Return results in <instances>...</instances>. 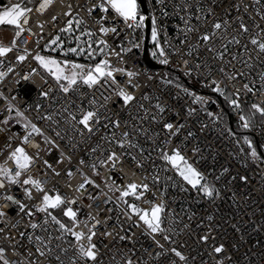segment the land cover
<instances>
[{
	"label": "snow or ice",
	"instance_id": "snow-or-ice-1",
	"mask_svg": "<svg viewBox=\"0 0 264 264\" xmlns=\"http://www.w3.org/2000/svg\"><path fill=\"white\" fill-rule=\"evenodd\" d=\"M156 2L159 3L160 0H156ZM54 3L55 0H39L38 5L35 6V11L43 14ZM31 4H33V0H9L8 4L0 6V26H9L13 30L10 43L0 42V82L14 72L16 63H22L30 56L47 77L51 78L55 88L64 95L66 103L56 115L61 117V120L73 133L81 139L87 135V139L90 140L92 136L99 132L102 119H106L108 123L104 124L103 127L108 129L111 126L116 131H119V135L116 134V131H112L107 137L101 136L100 141L106 140L108 147L102 148L99 142L95 147H92L90 152L96 153L99 151L100 156L90 164L86 165L84 159L79 160V165H86L91 170L92 176H89L82 168L78 167L76 171L82 177V180L74 187V192L78 195L70 197L62 194L55 185L52 188H47V180L41 179L38 174H33L32 172L33 166L42 160L45 169H50L54 176H60L61 173L47 159H42L40 155L42 151L51 152L53 148H59V144L56 143L52 136L46 135L41 127L29 120L19 108H16L11 102L6 104L5 110L8 115L0 123L7 126L13 119L12 112L15 109L16 123L22 126L23 135L19 137V143L15 147L11 143L4 145L10 151L7 152L3 163H0V222L3 225L0 226V264H51L49 258L53 256L57 264H65V260L59 254H56L57 249L67 257V264H102L100 259L102 255L100 251L101 244L106 250L111 251L109 245L103 242L104 238H111L114 245L115 242H126L125 247L117 249L116 255L120 259L117 260L116 255H113L109 264H149V261L136 256V234L129 232L123 227V224L128 222L141 229L140 234L150 237L153 244L161 250L155 252V256H153V253L148 251L147 248L144 249V252L149 257L157 260L158 264H190L189 256L185 255L177 247L171 246L176 243L170 233L176 231L175 224L177 221L173 218L168 227L164 226L166 219L165 202L162 199L159 202H155L146 198L149 184L137 183L133 180L121 185L112 175H108L101 177L104 181L103 189H106V191L102 189L96 195H93L86 189V185L93 189L101 188V185L92 178L93 176H101L99 169L106 168L109 172H116L117 166L120 165L121 175H123L122 165L126 157H131L137 168H143L142 161L128 151V149L137 148L139 145L127 130V121L124 122V129L121 130L120 111L130 110L135 105L137 110H143L144 116L134 117V119L150 120L153 123L158 122V118H162V115L168 111L167 107L161 105L159 98H157V103L154 106L157 111L151 116L148 115L149 109L140 101H148L151 98L146 93H141L139 99L136 95V91L141 88L139 77L142 73L135 69L120 66L127 63L122 53L131 52V48L121 46L119 51H117L108 42V37L119 35L117 25L120 23H123L127 29L133 31L145 28L148 18L141 12L139 0H88V7L84 17L80 16L78 12H74L70 4L67 5L66 11L62 13L64 17H67L64 26L59 28L57 35L45 43L41 51H36L34 54L30 52L28 47H24L21 51L19 43L23 34L27 33L28 36L35 35L31 27H28L30 14L33 11V8L29 7ZM214 5L218 7L216 0H195V3H191L190 0H184L183 4H176L177 8L187 14L189 20L193 15H195L197 21H208L210 17L212 18L210 30L203 32H200L199 24L190 25L188 20L184 21L185 39H187V34H197L196 40L188 44L189 51L187 55L191 56L193 52L198 51L203 46L205 51L213 54L212 62L219 61L220 63L215 69L211 67L209 62L196 63L195 69L203 68L206 77H212L215 71L225 81H235L237 77H243L244 73L237 70L234 66L231 70L226 67L232 61L237 60V55L229 52L228 45L240 46V37L247 35L248 43L252 45V51L256 52L257 59L264 57V27L255 22L250 27L245 22L243 15H246L250 8L247 0H239V2L230 0L229 9H226L229 16L231 10L239 12L243 9V15L238 16L232 22L237 25L232 31H230L232 25L229 23V19L217 17ZM258 5H262V0H255V4L251 5V7L255 8ZM202 12L206 13V15H201ZM255 16L264 21V6H261L255 12ZM87 18H91L95 26L94 29L88 27ZM249 19L251 20L252 17L249 16ZM57 20L58 16L53 14L51 21L55 22ZM38 27L43 32L44 25L38 23ZM253 29H258L259 31H253ZM159 31L157 19L152 16L151 41L154 50L151 55L160 64L168 65L169 56L161 45ZM75 32H79V35L73 36L77 46L63 47L64 40L59 33L73 34ZM97 33H99L98 37ZM81 36H87L88 39L81 41ZM217 38L221 42L220 48L223 51L217 50L213 44V41L217 40ZM36 43L39 45V40ZM181 43H184V41L182 40ZM23 44L27 45L28 40L24 39ZM165 44H167V40H165ZM132 47L139 48L140 43H133ZM58 50V56L43 54L57 53ZM246 50H248V44L243 45L242 51ZM226 53L231 56L230 60L225 59ZM69 54L74 57H83L85 62L70 59ZM113 56L116 57V63H113L111 59ZM251 58V55H249L248 59L240 60V63L245 68H250L252 66L249 63ZM183 63L186 66L185 75L191 76L193 67L189 65L187 59L183 60ZM35 74H37V68H32L31 72L23 75L21 79L28 81ZM118 77H125V79L121 80ZM152 78L150 75L147 76L148 80ZM41 79L44 80L45 84L48 83L44 76H41ZM259 79L261 84L258 89H254L249 83L242 84L241 87L246 95L255 94L257 91L264 92V72L259 74ZM167 83L171 84L173 81L169 80ZM200 83L202 87L210 88L213 93H218L222 96L225 102L233 110L237 111L240 128L250 130L254 127H259V125L255 124L257 115L264 123V105L253 102L248 106L246 112L240 100L241 88L226 92L227 84L225 83L222 87L221 81L216 78H212L207 83L201 80ZM176 87L184 95L191 97L193 104L201 105V110L206 111L207 115H213L204 106L209 103H216V101L210 97L198 95L179 83L176 84ZM52 91L53 88L49 86L47 91L41 90L39 94L41 97L48 98ZM89 92L93 93L91 97H89ZM97 92L99 93V98L95 95ZM106 92L107 94H105ZM3 98L6 101L8 100L7 97ZM12 99H15V97ZM85 99H87V104L83 103ZM117 105H119L118 108ZM110 106L115 118L102 117L101 109L108 112ZM36 107L39 108L40 105H36ZM195 111L196 109L189 108L188 114L191 115ZM38 118L52 121L57 126L60 125V121L54 119L51 115ZM217 119H220V117L218 116ZM133 127L134 131L138 133L146 135L149 132V129ZM161 128L165 131V138L159 142L160 160L166 166H169L182 181L196 189L204 198H208L214 204L216 199L221 196L220 190L210 183L205 174L190 162L179 145L168 147L172 143L173 138L177 137L182 131L184 125L164 121L161 124ZM4 130V128H0V132ZM53 131L56 138L64 139L60 131H55V129ZM228 131L234 135L230 129ZM14 135L16 134L8 136V141L13 140ZM65 135L68 141L74 140V137L69 135L67 131ZM155 135L157 138L159 137L158 132ZM192 135L193 133L190 131L187 133V137ZM36 137H39L43 141V145L48 147L42 148ZM152 138L149 137V139ZM243 143L247 146V154L254 161L264 162V155L258 153L257 147L254 146L253 141L248 136L243 137ZM25 145L35 151L30 153ZM72 147L75 149L77 145L73 143ZM3 151L4 149L0 148V153ZM140 151L143 153L142 148ZM193 151L199 152V149L194 148ZM241 151L245 150L241 148ZM71 159V155L65 156V153L61 151L60 160H57L56 163L61 161L70 163ZM224 171L226 172L227 169H224ZM46 175L47 173L45 172ZM73 175L74 173L71 169L66 170V176L69 181ZM219 178L217 176L216 180H219ZM153 179L156 180L158 177H153ZM247 179L246 176H240L241 181L247 182ZM67 186L73 188L71 183H68ZM13 189L22 191L23 199L19 198ZM109 193L112 195H109ZM235 196L236 193H233V199H235ZM85 197L91 202L103 197L101 201L103 205H108L109 203L115 205V209L118 211L117 221L119 222L115 234L108 228L112 217L110 215H101L102 213H111L114 209L112 207L102 208L97 206L96 212L93 214L91 211L93 204L84 205L83 203ZM25 200L32 203H26ZM6 205L10 207L6 208ZM143 205H148V207ZM85 207L89 211L82 218L80 214ZM57 212L60 213L59 216L56 214ZM121 215L124 217L123 221H120ZM13 216H19L20 219L16 220L15 223H11L9 227ZM25 217H27V221L24 226L32 229V231L27 234L21 231L18 232V235L22 238L26 236L27 240L32 244V248L22 246L15 236L11 234V229L18 228ZM63 218H66V220ZM207 220L209 224L206 226L204 233L197 234V242L210 249L207 254L212 258V264H239V261L234 260L229 253L228 246L223 242L224 238L221 237L220 242H217L214 233L218 230L219 225L211 223L213 221L211 215L207 216ZM51 226H54L55 235L53 231H50ZM261 226L264 227V221L261 222ZM101 227H103V231L100 230ZM188 227V224H184V229ZM232 227L236 232H240V227L237 224H232ZM40 233H43V235ZM161 240L169 246L166 247L165 243H161ZM53 241L58 242L55 247H53ZM127 244H131L132 247H127ZM182 247L183 245H181ZM231 248L238 250L236 244L231 245ZM69 251L71 255H69ZM255 254L253 253V255ZM259 254L264 258V250ZM161 257L166 258V261L160 260ZM245 260H247V264H252V260L247 256H245Z\"/></svg>",
	"mask_w": 264,
	"mask_h": 264
},
{
	"label": "built area",
	"instance_id": "built-area-1",
	"mask_svg": "<svg viewBox=\"0 0 264 264\" xmlns=\"http://www.w3.org/2000/svg\"><path fill=\"white\" fill-rule=\"evenodd\" d=\"M148 5V14L144 15L148 18L149 31L146 37V30H130L125 27L123 23L117 25L119 35L108 37V42L113 48L119 51V48H131V52L122 53L124 56L126 64L120 65L130 69H135L142 73L139 77L141 83V88L136 91V95L139 99L141 93H146L151 98L148 101L142 102L146 108L149 109L148 115L151 116L157 110L155 109V104L157 103V98H159V103L165 105L168 109L162 118H158V122L153 123L150 120H139L134 119V117L144 116L143 110H137L136 106L130 110L120 111L119 119L121 121V130L124 129V122L127 121V130L132 134L134 141L138 143L139 147L130 148L128 151L135 155L137 159L141 160L143 163V168H137L131 157H126L124 159L122 168L123 175H121V166H117L116 172H109L106 168L99 169L101 176L92 178L96 180L98 184L101 185L100 189H93L86 185L88 192L93 195L100 192L103 189L104 181L101 177H106L112 175L118 183L121 185L135 180L137 183L143 182L149 184V191L146 193V198L159 202L161 199L166 204L165 211V227H168L174 218L177 223L175 224L176 231L170 233L173 239L176 241L175 245L181 250L185 255L189 256L190 264H212V258L207 254L210 249H208L202 243L197 242V234H202L206 230V226L209 224L207 216L211 215L214 225H219L218 230L214 233L216 235L217 242H220L221 237H223V242L228 246L229 253L233 256L234 260L239 261V264H247L245 256L252 260V264H264V258L259 254L264 250V227L261 226V222L264 221V162L259 160L254 161L247 153V146L243 143V137L248 136L249 139L253 141L254 146L257 147L258 153L264 155V123H262L259 115L255 118V124L259 127H254L250 130L242 129L239 127L238 113L229 106L224 98L218 93H213L210 88H205L201 86L200 81L203 80L205 83L209 82L212 78H216L221 81V86L223 87L225 83L227 84L226 92H232L236 88H241L240 100L242 107L247 112L248 106L255 102L264 105V92H255V94H245L242 89L243 83H249L254 89L260 87L261 81L259 79V74L264 72V57L257 59L256 52L252 51V45L248 43L247 35H242L241 45H228L229 52L237 55V60L232 61L231 64L226 67L231 70L234 66L237 70L244 73L243 77H237L235 81H225L218 73L214 71L212 77L205 76V70L203 68L197 70L195 69L196 63L209 62L211 67L215 69L220 63L219 61L212 62V53L205 51L204 47L201 46L198 51L192 53L188 56L189 51L188 44L193 43L196 40V33L187 34V39H185V20H188L190 25L200 26V32L210 30L211 20L210 17L208 21L200 20L197 21L195 15L189 20L187 14L176 7V4H183L184 0H160L159 3L156 0H145ZM191 3H195V0H190ZM239 2V0H237ZM250 5L249 11L246 15H243V9L239 12L231 10L229 16L228 11L230 0H216L218 7H215V12L217 17L221 19H229V23L232 25V29H235L237 25L232 23L236 20L238 16L243 15L246 23L251 27L253 22L258 23L261 27H264V21H261L255 12L264 6V0H262V5H258L255 8L251 5L255 4V0H247ZM39 0H33V4L29 7L33 8L30 14V20L28 27H31L35 35L28 36L27 33L23 34L20 38V50L22 51L24 47H28L30 52L33 54L36 51H41L45 43L52 37L58 34L59 28L64 26L67 17H64L62 13L66 11L67 5H71L74 12H78L80 16L84 17L86 14V9L88 7V0H55V3L43 14L37 13L35 11V6H37ZM166 13V15H165ZM55 14L58 16V20L51 21V16ZM201 15H206V13H201ZM155 16L159 27V39L162 47H164L166 53L169 56V64L163 65L154 59L151 55L154 50L153 43L151 41V17ZM249 16L252 19H249ZM183 17V19H181ZM88 27L94 29V24L91 18H87ZM38 23L44 25L43 32L40 31ZM83 27V26H82ZM146 27V25H145ZM253 31H259L258 29H253ZM77 33V32H75ZM66 34L67 40L73 38L75 34ZM99 33H97V37ZM42 37V38H41ZM143 37V39H142ZM147 38V43L146 42ZM27 39L28 44L24 45L23 40ZM95 39V38H94ZM39 40V45L36 41ZM167 40V44H165ZM184 43H181V41ZM139 42L140 47H132L133 43ZM220 43L217 40L213 41L215 48L219 51H223L220 48ZM248 44V50L242 51L243 45ZM12 55V54H10ZM251 55V60L249 63L252 65L250 68H245L240 60L248 59ZM70 59H76L79 62H85L83 57L69 56ZM113 63H116V57H111ZM187 59L189 65L193 67L191 76L185 75L186 66L183 60ZM225 59L230 60L231 56L226 53ZM147 60V61H146ZM32 68H37V74L32 75L30 80L23 81L21 77L23 75L29 74ZM152 76L151 80L147 79V76ZM41 76L48 81L47 84L41 79ZM121 80L125 77H118ZM173 81L169 84L167 81ZM179 83L183 87L194 91L198 95L205 97H210L216 103H209L204 107L208 112H212L213 115H207V112L201 110V105L193 104L192 98L184 95L177 87L176 84ZM51 86L53 91L49 94L48 98L40 96V91H47L48 87ZM103 91V90H101ZM0 121H2L5 116L8 115L6 109V104L11 102L16 108H19L24 115L41 127L46 135L52 136L56 143L59 144V148H53L51 152H41L42 159H47L53 167L59 171L61 174L59 177L54 176L50 169H45L41 161H38L32 168L33 174H38L41 179L47 180V188H52L53 185L62 194L73 196L78 195L74 192V187L81 182L82 177L76 171V169L82 168V170L89 176H92L91 170L86 166L92 161L96 160L100 156V152L91 153L90 149L95 147L99 142L102 148L108 147L107 141H100L101 136H109L112 131H116L111 126L108 129L103 127L107 124L106 119H102L101 127L99 132H97L92 138L87 139V135L83 139L77 136L71 131L60 116L56 113L60 111L61 107L66 103V99L62 93L55 88L54 82L51 78L43 72L42 69L38 67L35 61L29 56L22 63H16L15 70L13 73L9 74L4 81L0 82ZM107 94V92L105 93ZM93 95L89 92V97ZM97 98H99V93H95ZM3 97H7L6 101ZM15 97V99H12ZM102 102V101H101ZM87 104V99L83 101ZM36 105H40L39 108ZM119 105H117V108ZM196 109L191 115L188 114V109ZM102 117L113 116V111L110 110L105 112L101 109ZM178 113V115H177ZM51 115L54 119L60 121V125L57 126L45 119H39L38 117H44ZM66 115V113H65ZM13 119L9 122L7 126L0 123V128L5 130L0 132V148L4 149L0 153V163H3L6 154L10 149L4 147L6 143H11L13 147L19 143V137L23 135V128L20 124L16 123L15 109L12 112ZM220 119H217V117ZM164 121H169L174 124L180 123L184 125L182 131L177 137L173 138L172 143L168 146L169 148L175 145H179L183 149V154H185L190 162L194 166L205 174L208 181L215 185L217 189L220 190L221 196L216 199L213 204L208 198H204L196 189H193L186 182L175 174L169 166H166L162 160L159 158V142L165 138V131L162 130L161 124ZM139 127L141 129H149V132L145 135L134 131V127ZM60 131L61 136L64 139L56 138L53 131ZM231 130L233 134H230L228 130ZM74 137L73 141H68L65 132ZM192 132L191 137H187L188 132ZM159 133V137H156V133ZM14 135L13 140L8 141V136ZM119 135V131H116ZM149 137H153L149 139ZM187 137V139H186ZM37 141L41 143L42 148L48 147L43 145V141L36 137ZM75 143L77 147L73 149L72 145ZM26 149L31 153L35 150L29 148L25 145ZM114 147V146H113ZM143 149L141 153L140 149ZM198 148L199 152H194L193 149ZM243 148L245 151H241ZM63 151L65 156L71 155V162L61 161L60 152ZM84 159L86 162L85 166L79 165V160ZM11 166V165H9ZM71 169L74 173L73 177L69 181L66 176V170ZM167 169V170H166ZM224 169H227L225 172ZM39 170V171H38ZM45 172L47 175L45 176ZM133 173H135L133 175ZM219 176V180L216 177ZM240 176H246L247 182L241 181ZM153 177H158L154 180ZM146 178V179H145ZM71 183L73 188H69L67 185ZM106 191V189H103ZM15 191V194L23 199L22 191ZM233 193H236L235 199H233ZM11 194V193H9ZM109 195H112L109 193ZM118 195V193H116ZM103 197L99 198L95 202H91L84 198V205L92 203L91 211L93 214L96 212L97 206L102 208L112 207L114 210L111 213H102L101 215H110L112 217L108 224L109 230H112L115 234L116 228L119 224L117 221L118 211L115 209L113 203L108 205H103L101 203ZM26 203H32L25 200ZM148 207V205H143ZM10 206L6 205V208ZM89 211L88 208H84L83 212L80 214L83 218L86 212ZM169 213L173 214L170 215ZM58 216L59 212L56 213ZM22 215V214H21ZM191 217V219H189ZM20 219L19 216H13L9 223H15L16 220ZM66 220V218H63ZM124 217L120 216V221H123ZM27 217L21 222L18 228L11 229V234L15 236L16 240L26 248H32V244L25 237H20L18 232H31L32 229L25 227ZM237 224L240 227V232H236L233 229L232 224ZM184 224H188L189 227L184 229ZM199 225V227H198ZM0 226L2 222H0ZM123 227L129 232L136 234L135 250L136 256L149 261V264H158V261L149 257L144 249L147 248L148 251L153 253L161 251L157 248L150 237L141 235V229L136 228L131 222L124 223ZM54 226L50 227V231H53ZM103 231V227L100 229ZM43 235V233H40ZM53 234L56 233L53 231ZM243 237V239H241ZM159 238V237H158ZM69 239H71L69 237ZM104 243L109 245L111 251L106 250L103 245L100 246L101 251V261L102 264H109L113 255H116L118 248L125 247L126 242H115V245L111 238H104ZM57 241H53V247ZM161 243H165L161 240ZM236 244L237 249H232L231 245ZM181 245L183 247L181 248ZM165 246L169 245L165 243ZM127 247H132L131 244H127ZM253 253H256L253 255ZM56 254H59L62 259L65 260L67 264V257L56 250ZM55 255V254H54ZM69 255L71 252L69 251ZM135 258V257H134ZM194 258V259H193ZM51 264H57L53 257L49 258ZM116 259L119 260L120 257L116 255ZM160 260H165L166 258L161 257Z\"/></svg>",
	"mask_w": 264,
	"mask_h": 264
},
{
	"label": "trees",
	"instance_id": "trees-1",
	"mask_svg": "<svg viewBox=\"0 0 264 264\" xmlns=\"http://www.w3.org/2000/svg\"><path fill=\"white\" fill-rule=\"evenodd\" d=\"M7 2H6V0H0V6H3V5H5ZM30 6V5H29ZM60 35H61V38L64 40V45H63V47H68V46H72V47H75V46H77L76 45V42L74 41V39L72 38V39H70V40H67V38H66V33H59ZM74 35H79V32H77V33H75ZM73 35V36H74ZM88 39V37L87 36H81V41H86ZM11 41V40H10ZM10 41H9V43H10ZM82 46H85V45H82ZM48 54H53V55H57L58 56V54H59V50L57 51V53H48ZM71 54H69V56H70Z\"/></svg>",
	"mask_w": 264,
	"mask_h": 264
},
{
	"label": "rangeland",
	"instance_id": "rangeland-1",
	"mask_svg": "<svg viewBox=\"0 0 264 264\" xmlns=\"http://www.w3.org/2000/svg\"><path fill=\"white\" fill-rule=\"evenodd\" d=\"M6 2H7L6 4H8L9 0H6ZM12 36H13V30L11 27L0 26V42L7 44L12 39ZM43 54H48V53H43Z\"/></svg>",
	"mask_w": 264,
	"mask_h": 264
},
{
	"label": "water",
	"instance_id": "water-1",
	"mask_svg": "<svg viewBox=\"0 0 264 264\" xmlns=\"http://www.w3.org/2000/svg\"><path fill=\"white\" fill-rule=\"evenodd\" d=\"M139 2L141 4V12L144 13L145 15H147L148 14V5H147L146 1L145 0H139ZM145 30H146V37H147L148 31H149V22H148V19L146 20ZM145 43H147V38H146V42Z\"/></svg>",
	"mask_w": 264,
	"mask_h": 264
}]
</instances>
